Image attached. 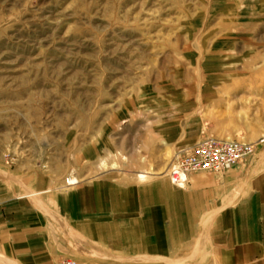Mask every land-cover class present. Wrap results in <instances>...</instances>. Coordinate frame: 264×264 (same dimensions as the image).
<instances>
[{"label": "rangeland", "instance_id": "rangeland-1", "mask_svg": "<svg viewBox=\"0 0 264 264\" xmlns=\"http://www.w3.org/2000/svg\"><path fill=\"white\" fill-rule=\"evenodd\" d=\"M187 86L230 139L264 138V0H0V177L137 174L140 122L177 117ZM53 222L55 264H210L105 253Z\"/></svg>", "mask_w": 264, "mask_h": 264}, {"label": "crops", "instance_id": "crops-1", "mask_svg": "<svg viewBox=\"0 0 264 264\" xmlns=\"http://www.w3.org/2000/svg\"><path fill=\"white\" fill-rule=\"evenodd\" d=\"M183 94V108H166L177 117L140 122L137 174L112 170L66 190L42 174L0 177V264L68 259L63 239L49 230L53 219L105 253L264 264V138L248 142L253 153L233 169L193 174L172 185L166 170L173 150L191 144L204 126L218 139L233 138L232 128H241L211 121L203 102L194 106L204 91L194 95L187 86Z\"/></svg>", "mask_w": 264, "mask_h": 264}, {"label": "built area", "instance_id": "built-area-1", "mask_svg": "<svg viewBox=\"0 0 264 264\" xmlns=\"http://www.w3.org/2000/svg\"><path fill=\"white\" fill-rule=\"evenodd\" d=\"M254 145L242 140L205 138L194 146L177 151L171 158L166 176L175 186L183 185L193 174L218 175L240 165L253 153ZM61 264H76L66 261Z\"/></svg>", "mask_w": 264, "mask_h": 264}, {"label": "bare ground", "instance_id": "bare-ground-1", "mask_svg": "<svg viewBox=\"0 0 264 264\" xmlns=\"http://www.w3.org/2000/svg\"><path fill=\"white\" fill-rule=\"evenodd\" d=\"M138 178L139 179H142L143 177H140V175H139ZM73 183H75V180L73 178H71V179L68 180V184H73Z\"/></svg>", "mask_w": 264, "mask_h": 264}]
</instances>
